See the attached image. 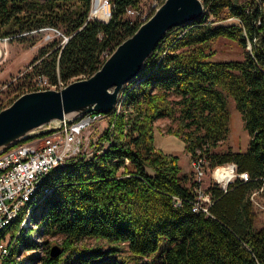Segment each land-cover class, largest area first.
Instances as JSON below:
<instances>
[{
	"label": "trees",
	"instance_id": "trees-1",
	"mask_svg": "<svg viewBox=\"0 0 264 264\" xmlns=\"http://www.w3.org/2000/svg\"><path fill=\"white\" fill-rule=\"evenodd\" d=\"M108 1L110 14L104 3L92 7L98 19L88 16L91 0H0V36L34 43L32 31L60 28L25 74H43L53 84L87 78L139 25L125 15L140 0ZM201 2L202 15L169 28L123 84L119 109L107 112L97 151L44 174L42 192L28 201V216L13 224L12 245L0 264H120L104 250L76 245L84 236L126 242L142 256L156 250L159 237L167 238L170 245L152 264H264V224L255 226L249 197L254 189L264 193V0ZM223 14L236 22L215 23ZM218 36L235 40L243 57L212 59L207 42ZM224 91L249 134L244 150L213 151L228 132ZM160 117L176 121L166 131L184 142L190 159L204 157L208 169L232 162L250 179L236 178L225 189L210 181L208 213L193 210L189 174L181 172L177 154L154 142L153 122ZM26 222L39 226L38 236ZM41 234L61 236L58 255L51 256L49 240H37ZM24 250L35 252L20 258Z\"/></svg>",
	"mask_w": 264,
	"mask_h": 264
},
{
	"label": "water",
	"instance_id": "water-1",
	"mask_svg": "<svg viewBox=\"0 0 264 264\" xmlns=\"http://www.w3.org/2000/svg\"><path fill=\"white\" fill-rule=\"evenodd\" d=\"M202 13L201 0H164L90 77L73 81L62 89L46 87L19 94L0 109V152L21 140L55 129L57 126L52 125L55 119L65 117L72 121L87 112L111 111L123 84L138 73L166 31L193 22ZM43 124L46 125L42 127ZM59 253V245H52L51 256Z\"/></svg>",
	"mask_w": 264,
	"mask_h": 264
},
{
	"label": "built area",
	"instance_id": "built-area-1",
	"mask_svg": "<svg viewBox=\"0 0 264 264\" xmlns=\"http://www.w3.org/2000/svg\"><path fill=\"white\" fill-rule=\"evenodd\" d=\"M104 3L109 5L108 0ZM135 10L133 7H128L126 13L133 14ZM88 16H94L92 7ZM66 39L67 36L62 34V41ZM103 55L106 57L108 53L104 52ZM64 85L65 83L61 81L58 84L51 83L43 74L37 75L35 80V87L38 89L58 88ZM118 94L120 95V92ZM115 106L118 110L119 99ZM102 118H107V113L91 111L77 116L72 121H68L65 117L62 120L55 119L52 121V125L57 126L55 129L21 140L0 152V261L12 245L10 230L13 224L19 217L22 216L24 220L28 216V201L42 192L39 186L44 174L54 166L68 163L72 158H88L97 151L95 144L99 134L91 141L83 135V132L91 127L93 122L98 123ZM190 165L194 176L192 179L197 183L194 186L192 209L201 210L204 213H208L212 203L209 193L202 185L201 180L204 176L208 174V182L219 183L223 187L235 178L241 181L249 180L248 173L244 170H236V165L232 162L208 169L205 166V160L202 157H196L190 159ZM229 167V173L225 174L224 169ZM46 189L44 187L43 191ZM260 190L261 188L252 190L249 197L255 206L264 209V204L260 202L257 195Z\"/></svg>",
	"mask_w": 264,
	"mask_h": 264
},
{
	"label": "rangeland",
	"instance_id": "rangeland-1",
	"mask_svg": "<svg viewBox=\"0 0 264 264\" xmlns=\"http://www.w3.org/2000/svg\"><path fill=\"white\" fill-rule=\"evenodd\" d=\"M163 1L164 0H140L139 8L136 9L133 14L126 13L125 16L129 17L131 20H137L139 23L143 22ZM104 2L105 0H91V7L103 4ZM108 4L110 11V2ZM97 13L100 15L99 11H97ZM222 16L223 17L220 19L215 20V23L236 22V19L233 16L225 17L226 14H223ZM57 30L60 31V28H57ZM58 31L50 27H42L39 30L32 31L31 34L34 36V43H30L29 41L21 42L13 38L10 39V36H0V109L9 105L15 99V94L18 95L23 91H27L24 86H27L28 88L35 86L36 75L33 76L25 74L26 71L31 69L29 62L42 45H45L51 40L57 39L59 35H61ZM207 46L214 51L213 55L211 56L212 59L226 60L240 59L243 57L242 47L235 40L224 36H218L209 40L207 42ZM73 80L75 79L69 80L68 83ZM59 88L61 87L54 89ZM224 94L226 95L225 91ZM226 97L227 108L229 111L228 132L226 137L215 147H213V151L221 152L227 149L244 150L249 139V134L244 127V121L241 113L235 107L234 100L228 95H226ZM119 98L120 95L117 94L116 100ZM115 105L116 103H114L113 109L116 108ZM153 123L154 142L156 145L162 144L164 138L171 135L167 133V127L171 126L172 128H175L176 126V121L171 120L168 117L157 118ZM106 124L107 118L100 119L98 123L93 122L91 127L84 130L83 135L87 138H90L92 141L94 138L96 139L99 133H101ZM45 125L43 124L41 126L43 127ZM170 146L171 148L168 150L176 152L175 154H177L179 157L178 163L180 168L182 170H187V168L190 167V171L188 172L189 181L187 183L188 185L192 184L194 189V186L197 183L192 179L194 176L191 172L190 157L188 153L183 149L179 150V147L175 142H170ZM201 181L202 185L205 186L208 183V174L204 176ZM199 185H201V183ZM259 200L264 204V193L261 192L259 194ZM253 205L254 206L252 208L255 212V226L259 227L264 224V209L258 208L255 206V204ZM26 224L32 228L31 234L35 237L38 236L36 229L39 228V226L32 222H26ZM60 237L61 236L58 234H41L39 237H37V240H42L45 238L49 240L50 245L52 246L56 244L59 245L61 240ZM76 245L90 250H104L109 258H116L120 264H152L153 261L156 260L160 250L163 247L170 245V241L165 237H159L157 240L156 250L148 256L132 253L129 251L126 242H111L103 237L97 238L93 236H84L80 240L76 241ZM41 250H38V253H41ZM34 252L35 250H24L19 257L23 258L25 254ZM65 255L66 253L61 256L62 259H64ZM62 262L63 260H61L58 264H62Z\"/></svg>",
	"mask_w": 264,
	"mask_h": 264
},
{
	"label": "crops",
	"instance_id": "crops-1",
	"mask_svg": "<svg viewBox=\"0 0 264 264\" xmlns=\"http://www.w3.org/2000/svg\"><path fill=\"white\" fill-rule=\"evenodd\" d=\"M176 140H177V142H176ZM170 142H175L177 144V146L179 147V150L180 149L184 150V142L181 139H179L177 136L172 135V134L169 137L164 138V140L162 141V144H159V145H156V146L160 147L163 150L165 149L164 151H166V152L176 153V152H172L171 150H168L169 148H171ZM189 171H190V167L187 168V170H182L181 169L182 173H187L188 174ZM208 184H210V182H208L205 185V188L207 187Z\"/></svg>",
	"mask_w": 264,
	"mask_h": 264
},
{
	"label": "bare ground",
	"instance_id": "bare-ground-1",
	"mask_svg": "<svg viewBox=\"0 0 264 264\" xmlns=\"http://www.w3.org/2000/svg\"><path fill=\"white\" fill-rule=\"evenodd\" d=\"M104 4H106V3H104ZM106 5H107V4H106ZM107 6L109 7V5H107ZM130 36H131V35H130ZM130 36H129V37H130ZM127 38H128V37H127ZM92 74H93V73H92ZM92 74H91V75H92ZM91 75H90V76H91ZM90 76H89V77H90ZM87 78H88V77H87ZM81 79H86V78L75 79V80H73V81H76V80H81ZM73 81H71V82H73ZM71 82H69V83H71ZM69 83H68V82H66V83H65V85H64V86H62V87H61V88H59V89H62L63 87H65V86H66V85H68ZM51 88H52V87H51ZM98 101H99V100H98ZM202 158L205 160V166H206V168H207V161H206V159H205L204 157H202ZM213 168H214V167H213ZM229 171H230V167H229V168H225V169H224V172H225V174H228V173H229ZM248 175H249V174H248ZM235 179H236V178H235ZM235 179H234V180H235ZM249 179H250V176H249ZM234 180H232V181H234ZM232 181H230V182H232ZM230 182H228V183H230ZM228 183H227V184H226L224 187H223V186H221L219 183H216V184H218L220 187H222V188H224V189H225V188H226V186L228 185ZM258 189H259V188H258ZM261 192H262V188H261V190H260V191L257 193L258 197H259V194H260ZM250 200H251V199H250ZM251 202H252V204H254L252 200H251Z\"/></svg>",
	"mask_w": 264,
	"mask_h": 264
}]
</instances>
